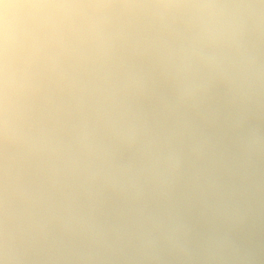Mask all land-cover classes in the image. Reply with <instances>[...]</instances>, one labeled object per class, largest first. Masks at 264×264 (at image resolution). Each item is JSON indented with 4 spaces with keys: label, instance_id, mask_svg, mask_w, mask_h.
Here are the masks:
<instances>
[{
    "label": "clouds",
    "instance_id": "1",
    "mask_svg": "<svg viewBox=\"0 0 264 264\" xmlns=\"http://www.w3.org/2000/svg\"><path fill=\"white\" fill-rule=\"evenodd\" d=\"M0 264H264V0H0Z\"/></svg>",
    "mask_w": 264,
    "mask_h": 264
}]
</instances>
